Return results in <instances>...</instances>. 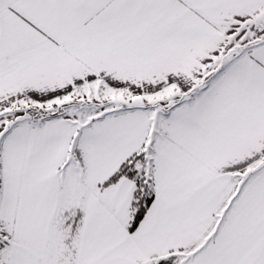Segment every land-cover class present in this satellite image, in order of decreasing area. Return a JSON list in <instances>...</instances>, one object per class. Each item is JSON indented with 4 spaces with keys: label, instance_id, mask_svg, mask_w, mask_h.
I'll return each instance as SVG.
<instances>
[{
    "label": "snow or ice",
    "instance_id": "obj_1",
    "mask_svg": "<svg viewBox=\"0 0 264 264\" xmlns=\"http://www.w3.org/2000/svg\"><path fill=\"white\" fill-rule=\"evenodd\" d=\"M0 264H264V0H0Z\"/></svg>",
    "mask_w": 264,
    "mask_h": 264
}]
</instances>
